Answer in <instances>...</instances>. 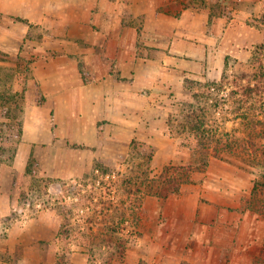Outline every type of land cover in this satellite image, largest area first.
<instances>
[{"label": "rangeland", "instance_id": "rangeland-1", "mask_svg": "<svg viewBox=\"0 0 264 264\" xmlns=\"http://www.w3.org/2000/svg\"><path fill=\"white\" fill-rule=\"evenodd\" d=\"M181 1L185 8H192L196 12L203 9L210 11L208 26L210 30L215 28L217 34L225 24L219 23L222 21L219 17L228 20L236 16L246 18L244 25L247 29L241 23L237 24L238 29L233 30L229 37L230 48H225L226 52L231 50V54L227 56L233 64L235 51L242 47L244 50H254L264 42L263 38L262 42L253 44L256 31L261 30L264 35V0ZM191 20V16L183 17V27L189 30V34L204 33L202 29L189 27ZM228 20H225L226 23ZM200 23L203 25V21L200 20ZM143 37L139 36L138 40L139 56L146 54L142 45ZM246 40L248 43L244 45L243 41ZM211 46L220 47L221 52L218 49L214 52L207 50L208 61L215 55L221 57L225 54L224 45L220 41ZM158 55L156 53L153 56ZM0 59L7 57L0 54ZM215 64L216 61L212 60V69L205 72L202 69L199 74L201 76L188 77L194 80L219 79L221 74L214 70ZM28 66L16 69L0 63V136L10 142L5 147V152L0 154V159L5 158L8 163H12L21 138L18 133L29 112L27 105L34 102L26 99L31 85H23L21 90H15L14 87L18 73L20 78L28 75ZM235 66L239 69L242 67L239 62ZM82 71L86 77L87 70ZM165 87L166 97L151 101L156 107V110L153 109L156 112L159 110L158 114L155 112V119H159L155 124L158 125V130L152 137L160 146L151 144V147H137L133 141L128 140L127 131H118L119 128L124 129L121 125H108L104 121L99 123L93 133L91 128L90 131L84 130L86 124H78L76 137L73 132L65 140L60 138L62 147L55 149L62 158L57 169L60 171L66 168L69 173L67 176L47 174L52 149L43 148L40 151L44 158L35 156L38 160L36 173L19 177V208L13 217L20 221L30 220L41 215L43 209H51L49 219L59 223V231H63L56 241L59 246L56 257L57 262L60 261L58 264H73L75 250L87 256L86 264H94L95 261L100 264L106 253L105 248L96 246L91 250L88 246L78 245L76 238L93 222L101 223L104 220L108 223L125 220L123 226L128 228L123 234L129 239V248L125 256L115 264H264L260 258L264 249V244L261 245L264 243V213L248 210L244 205L245 198L250 196L258 177L255 172L257 169L239 167L229 158H217L211 152L206 154V149L203 152L208 164L204 166V154L201 153V148L196 152L192 148L197 145V140L183 125L187 124L181 112L195 102L193 94L184 84L181 86L169 82ZM37 95L36 101L44 102L41 92ZM226 95L225 90L223 96ZM1 97L7 99L4 101ZM231 109L230 104L225 103L216 113H208L209 127L214 130H233L238 122L233 118ZM169 118L172 119L171 122ZM209 139L212 141L211 137L207 141ZM65 158L67 163L63 162ZM86 161L92 162L87 165ZM192 163V182L185 183L181 192L168 198L150 194L144 186L141 187L144 190L140 192L138 174H144L148 170L151 177H155L167 164ZM149 183L150 181L148 185ZM111 185L114 190L109 193ZM119 187H122L121 195L115 197V191ZM135 201L138 205L141 204L142 209L136 220L127 218L129 213L122 216L125 206ZM100 211L104 212L101 214ZM95 214H98L97 217ZM63 222L67 224L63 225ZM6 234V230L0 228V264H33L23 258L22 244L5 243ZM11 249L15 250V254L10 253Z\"/></svg>", "mask_w": 264, "mask_h": 264}, {"label": "crops", "instance_id": "crops-1", "mask_svg": "<svg viewBox=\"0 0 264 264\" xmlns=\"http://www.w3.org/2000/svg\"><path fill=\"white\" fill-rule=\"evenodd\" d=\"M189 16V27L204 33L189 34L183 27V17ZM210 18V11L185 8L181 0H0V51L7 57L0 63L16 69L29 65L28 75L17 74L14 87L21 90L31 85L26 99L34 101L27 105L12 163L0 159V228L7 232L5 243L23 245L26 261L58 264L60 235V224L49 219L50 208L30 220L13 217L19 208V177L26 174L31 154L43 159L40 150L52 149L47 174L67 176L66 168L57 169L62 162L55 151L62 147L60 138L65 140L73 132L76 137L78 124H86L84 130L91 128L94 133L104 121L121 125L124 129L118 131H127L128 140L160 146L153 138L159 119L151 101L166 97L167 83L182 86L188 76L212 69V60L222 76L231 54L226 49L232 31L240 23L247 29L245 17H219V23L225 24L217 34L215 28L209 29ZM255 33L253 44L262 42L263 32ZM141 35L143 56L137 55ZM219 41L225 54L208 61L207 50L221 52L220 44L211 46ZM253 51L242 47L233 56L248 62ZM82 69L87 70L86 77ZM38 92L42 103L36 101ZM9 143L0 136V154ZM86 263L87 256L75 250L73 264Z\"/></svg>", "mask_w": 264, "mask_h": 264}, {"label": "trees", "instance_id": "trees-1", "mask_svg": "<svg viewBox=\"0 0 264 264\" xmlns=\"http://www.w3.org/2000/svg\"><path fill=\"white\" fill-rule=\"evenodd\" d=\"M0 54L6 56V53ZM241 63V68H237L235 63ZM185 87L189 88L193 94L195 102L191 103L181 112L185 116V125L189 129L192 137L196 138L197 145L192 148L198 150L206 149V154L211 152L217 158H229L239 167H253L258 175L251 189L250 196L245 198L244 205L248 210L264 213V42L258 44L248 62L234 59V64L227 57L225 68L221 78L216 80H194L189 77L185 80ZM226 90L227 95L223 93ZM1 99H7L1 97ZM4 100V101H5ZM229 103L232 107L231 113L237 120L238 125L229 131L226 129H213L209 127L207 119L208 113H216L223 104ZM171 118L169 121L171 122ZM171 124V123H170ZM171 125V131H173ZM22 129L18 133L20 136ZM208 136V137H205ZM209 141H207V139ZM137 147L150 146L147 143L133 140ZM206 154L202 157L204 166L208 164ZM15 155V152L13 156ZM208 158V155H207ZM151 159V158H150ZM38 160L32 153L26 174L34 175L35 166ZM150 172V171H149ZM148 170L146 173L137 175V181L141 187L147 188L148 193L160 198H168L173 194L181 192L185 183L192 182L191 176L194 173V163L192 164H169L163 171L155 177H151ZM254 172V171H252ZM150 181L149 185L148 182ZM114 190V186L109 187V193ZM122 187L116 189L115 197L120 196ZM112 204V203H111ZM126 204V202H125ZM112 207H107L110 209ZM126 209L121 212L122 216L129 213V219L138 217L141 214V204L129 202ZM100 211L99 213H103ZM118 213V211H117ZM119 214V213H118ZM96 217L98 214H95ZM125 220L108 223L105 220L101 223L93 222L87 229L76 238L78 245H85L91 250L96 246L105 248L106 253L100 264H115L116 261L124 257L129 248V239L123 234L128 228L123 226ZM63 225L67 223L63 222ZM63 231L60 230V234ZM264 261V249L260 255ZM59 259V257H58ZM60 263V261L58 260ZM94 264H98L97 261Z\"/></svg>", "mask_w": 264, "mask_h": 264}]
</instances>
